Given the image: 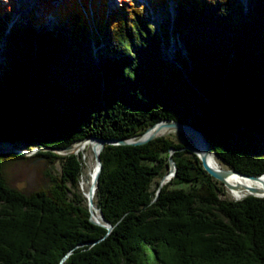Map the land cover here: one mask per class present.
<instances>
[{
  "label": "trees",
  "instance_id": "obj_1",
  "mask_svg": "<svg viewBox=\"0 0 264 264\" xmlns=\"http://www.w3.org/2000/svg\"><path fill=\"white\" fill-rule=\"evenodd\" d=\"M172 3L173 19L155 28L131 0L110 11L105 0H38L13 23L14 0H0V141L63 149L174 119L229 169L264 174V155L237 143L264 127V0ZM46 15L55 22L43 29ZM182 146L168 136L103 145L92 202L108 234L76 197L81 154L38 151L60 172L23 191L4 167L25 157L0 153V264H264V197H220ZM170 151L176 170L154 199Z\"/></svg>",
  "mask_w": 264,
  "mask_h": 264
},
{
  "label": "rangeland",
  "instance_id": "obj_2",
  "mask_svg": "<svg viewBox=\"0 0 264 264\" xmlns=\"http://www.w3.org/2000/svg\"><path fill=\"white\" fill-rule=\"evenodd\" d=\"M4 1V0H2ZM135 2V4L146 9L148 13V18L151 20L153 26L155 28H161L162 26L167 25L173 19V15L175 14L174 6L172 1L167 0V6H163V4L156 3L158 0H131ZM56 3V1H53ZM118 0H105L107 5V10L110 11L111 8L116 7ZM241 4L246 7L249 4L250 0H241ZM16 5V10L9 17L10 22H24L21 21L22 18L26 17L30 12H36L38 9V0H14ZM31 10H30V9ZM20 9V11H19ZM19 11V12H18ZM21 19V20H20ZM55 19L53 17L45 16V21L43 23L42 28H49L52 24H54ZM164 51V50H163ZM167 52V51H166ZM163 52V56L165 54L166 59L171 57V52L166 53ZM201 102H205L203 96L200 97L197 102L200 104ZM170 137L174 143H179L182 145L187 144V138H181L180 136L167 135ZM249 144L250 150L254 154L264 155V127L259 128L257 126L251 125L248 129H244V132L241 136L238 137L237 143ZM22 150L29 149L23 144ZM19 146L16 148L18 149ZM33 149V148H30ZM35 154V153H34ZM24 156L25 158L19 159L17 161L12 160L6 164L4 167L5 176L7 178L8 184L15 186L18 189L23 191H32L39 186H46L50 183V176L59 173L61 169V164L58 159L54 160L52 163L47 162L43 157H33V155ZM76 155V154H75ZM94 153L91 151H87L86 160L82 158L80 155V161L83 165L81 171L83 172L87 168L86 162H94L93 159ZM222 167H226L220 160H218ZM81 184V174L79 175V183L75 189L76 197L82 198L84 197L83 191L80 188ZM223 192L220 194V197L226 198L228 200H235L228 195L227 188L222 185Z\"/></svg>",
  "mask_w": 264,
  "mask_h": 264
},
{
  "label": "water",
  "instance_id": "obj_3",
  "mask_svg": "<svg viewBox=\"0 0 264 264\" xmlns=\"http://www.w3.org/2000/svg\"><path fill=\"white\" fill-rule=\"evenodd\" d=\"M167 125H173L175 127H179L181 129L187 130L188 132H192L195 133L196 135H198V137L201 139L202 142V148H203V155L198 157L199 161L201 163V167L202 169L206 172V174L214 180L215 183L217 184H222V185H227V186H236V185H232L229 184V182L227 181V177L224 176L222 173H218L215 171L214 168H212L209 164H207L206 159L208 157L209 154L213 153V150L210 147V143L206 140V138L204 137V135L202 134V132L195 128L193 125H190L188 123H181L178 121H174V119H165V120H161V121H157L154 125H152L151 127H149L148 129L144 130V132L142 134H140L139 136L136 137H132V138H127V139H122V140H102L101 138H94V137H86L78 142H83V141H96L99 144V149L98 152L96 153V155L94 156L95 161L97 163L96 165V175H95V181L97 184V179H98V175H99V171L101 170V162L99 159V153L103 148L104 144H116V145H125V144H130V145H142V144H147L150 143L151 141H153L156 137H162L160 130L163 129V127L167 126ZM72 144V143H71ZM68 145L63 149H59V148H50V147H33V149H25V150H19L16 149V144L15 143H11V142H6V141H0V145H2L4 148L8 147V149H4L1 150L0 149V153H12V154H16V155H21V156H28V155H32V154H36L38 151H51V152H55L58 154V156H66L69 155L70 153H73L71 151H69V147L71 146ZM182 149L187 150L188 152H191L187 147L182 146ZM172 151L169 152L168 158H167V162H168V170L169 172L167 174H164L161 179L163 177L166 176H172L174 175V172L176 170L175 168V164L172 160ZM216 158H218L215 155ZM220 159V158H218ZM221 160V159H220ZM227 170L231 173H233V175H236L238 177H242L243 179H248V180H258L260 178V176L257 175H247V174H243V172H239L237 170H233V169H229V167H227ZM264 175V174H262ZM96 184L94 186V188H96ZM164 184L161 183V181H159V186L157 188L156 194L154 199H156V196L158 195V191L161 188V186H163ZM239 187H242L243 190L248 191V194H246L244 197L249 196V195H254L257 197H264V192L262 194H260L257 191V188L252 187V186H243L240 185ZM93 189H91L89 191V195L87 199V205H88V210H89V214H90V220L96 224H99V226H102L106 229V234H108L110 232V230L112 229L113 225L110 224L108 221L104 220L102 215H101V211L99 210L98 207H96L99 211V220H93L92 216H91V209L94 208V204L92 202V198H93ZM243 197V198H244ZM235 200H239V199H235ZM94 243V242H92Z\"/></svg>",
  "mask_w": 264,
  "mask_h": 264
},
{
  "label": "bare ground",
  "instance_id": "obj_4",
  "mask_svg": "<svg viewBox=\"0 0 264 264\" xmlns=\"http://www.w3.org/2000/svg\"><path fill=\"white\" fill-rule=\"evenodd\" d=\"M34 1V0H32ZM37 1V0H35ZM30 9V8H29ZM31 10V9H30ZM20 11V9H19ZM18 11V12H19ZM160 133L162 136L167 135H173V136H180L181 138H187L188 141H186L187 144L183 145L187 147L191 153L195 154L196 156L200 157L203 155V148H202V142L201 139L196 135L195 133L188 132L187 130L181 129L179 127H175L173 125H167L163 127V129L160 130ZM16 146V145H15ZM19 146L18 149L22 150L23 146L21 144L17 145ZM16 146V147H17ZM0 149H8V147L4 148L2 145H0ZM17 149V148H16ZM99 144L96 141H83V142H76L72 143L69 147V151L73 152V154H81L82 158L86 160L87 151H91L94 153V156L98 152ZM93 156L94 162L87 163V168L81 173V184L80 188L83 191L84 197L88 198L89 191L93 189V196L95 192V175H96V161ZM219 159L215 157V154L211 153L208 155L206 162L209 164L212 168L215 169L216 172L222 173L224 176L227 177V181L229 184L236 185V186H227L224 185L227 188L228 195L233 199H241L246 194H248V191L243 190L242 187H239L240 185L243 186H252L257 188V191L262 194L264 192V175H261L258 180H248L243 179L242 177H238L236 175H233V173L229 172L227 170V167H222L221 164L218 161ZM169 172V170H168ZM166 172L165 174H167ZM172 176H166L160 179L161 183L165 184L170 181ZM85 198V199H86ZM87 200V199H86ZM92 213V219L93 220H99V211L94 206V208L91 209Z\"/></svg>",
  "mask_w": 264,
  "mask_h": 264
}]
</instances>
